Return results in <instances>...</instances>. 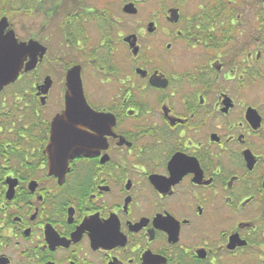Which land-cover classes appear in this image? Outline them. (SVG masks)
Listing matches in <instances>:
<instances>
[{"label": "flooded vegetation", "instance_id": "flooded-vegetation-1", "mask_svg": "<svg viewBox=\"0 0 264 264\" xmlns=\"http://www.w3.org/2000/svg\"><path fill=\"white\" fill-rule=\"evenodd\" d=\"M142 1L0 0V264H264V0Z\"/></svg>", "mask_w": 264, "mask_h": 264}, {"label": "water", "instance_id": "water-1", "mask_svg": "<svg viewBox=\"0 0 264 264\" xmlns=\"http://www.w3.org/2000/svg\"><path fill=\"white\" fill-rule=\"evenodd\" d=\"M123 10L127 13H136V8L133 4H126ZM168 19H177V9L170 8L168 10ZM3 25L0 23V88L15 80L24 58L28 55L30 60L26 63L27 68L34 66V54L39 50L43 52L44 48L37 42L29 41L28 43H18L14 39L12 31L2 34ZM68 82L72 91L79 90V77L77 70L68 72Z\"/></svg>", "mask_w": 264, "mask_h": 264}, {"label": "rangeland", "instance_id": "rangeland-1", "mask_svg": "<svg viewBox=\"0 0 264 264\" xmlns=\"http://www.w3.org/2000/svg\"><path fill=\"white\" fill-rule=\"evenodd\" d=\"M209 1H217V0H209ZM120 2V1H119ZM179 2L178 0H143L138 8L139 12L136 16H133L132 19H129L130 22H133V26L135 27V21L140 18H159L163 14L166 13V10L173 6L175 3ZM197 1L195 0H184L182 4V14L184 17L189 16L196 12V6L194 4ZM246 2V1H245ZM248 2H253V0H248ZM181 4V3H178ZM158 8V9H157ZM164 16H162L163 18Z\"/></svg>", "mask_w": 264, "mask_h": 264}]
</instances>
